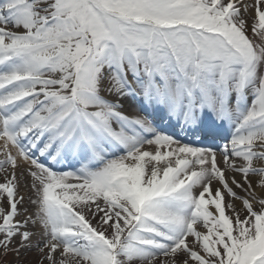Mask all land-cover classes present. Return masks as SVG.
<instances>
[{
    "label": "snow or ice",
    "instance_id": "1",
    "mask_svg": "<svg viewBox=\"0 0 264 264\" xmlns=\"http://www.w3.org/2000/svg\"><path fill=\"white\" fill-rule=\"evenodd\" d=\"M128 97L231 131L183 143ZM0 141L5 257L264 264V0H0Z\"/></svg>",
    "mask_w": 264,
    "mask_h": 264
},
{
    "label": "bare ground",
    "instance_id": "2",
    "mask_svg": "<svg viewBox=\"0 0 264 264\" xmlns=\"http://www.w3.org/2000/svg\"><path fill=\"white\" fill-rule=\"evenodd\" d=\"M249 0H245V2L248 3ZM249 100H251V97H249ZM142 102V104L144 105L143 101H141L139 98H135V97H128L126 100L122 101V103L124 104V108L122 109L127 115L129 116H134L137 114H142V115H150V117L152 119H154V121L156 119H158L161 114L162 111L161 110H154V112H149V108L146 109V105H140V103ZM144 108L146 110V113H143V109ZM207 120H210V117H206ZM163 125V124H162ZM164 126H166V128L168 130H176L179 131L180 126L177 125L175 123V121H170V120H165L164 121ZM201 129V128H200ZM200 129L197 130H187L184 131L185 133H180L178 132V136L183 137L184 139L187 140V142H192V143H196L195 141H200L201 144L203 145H199V146H206V139H202L200 136H197V134H199ZM182 131V130H181ZM230 129L226 128V130L224 131L225 134H229L230 133ZM195 135L196 138L193 137V135ZM202 139V141H201ZM183 143H185V140H181ZM208 141V140H207ZM3 144V141H0V145ZM197 146V145H194ZM149 150L154 151V148H151ZM3 154L2 152H0V159H3ZM27 165L20 163L17 166L16 172H17V195L18 198L19 197H23V200L18 204V209L20 214L16 217L17 220H23L25 218H27L28 216L32 215L35 210H36V206L34 203H32V200L35 199V192L34 189L32 188V177L29 175L28 171H27ZM10 171V169H9ZM3 175V179L5 181V175L3 172H1ZM228 175H232V173H228ZM237 179H240L239 176H237ZM213 189L219 187V184L217 182H214L212 185ZM199 191V189L197 190ZM237 191H239L237 189ZM232 202L234 204H236L237 208L239 209L241 207L240 202L239 201H232L231 197L226 195V205L227 203ZM8 203L4 206L5 208H8ZM227 213L229 215H232V210L231 209H227ZM29 230L34 231V232H39L40 229L39 227H33L31 224H29ZM201 230H203L201 228ZM38 236H34L33 237V241H35L36 239H38ZM190 240L192 239L191 237L189 238ZM16 241L19 242V237L16 238ZM28 250V249H25Z\"/></svg>",
    "mask_w": 264,
    "mask_h": 264
},
{
    "label": "rangeland",
    "instance_id": "3",
    "mask_svg": "<svg viewBox=\"0 0 264 264\" xmlns=\"http://www.w3.org/2000/svg\"><path fill=\"white\" fill-rule=\"evenodd\" d=\"M252 2L253 0L248 1V3H252ZM249 24H251L250 17H249ZM131 79L132 77L131 75H129V80ZM3 182H4L3 175L0 172V183ZM7 203L8 201L5 196L4 199L0 201V205L4 207ZM89 218L91 217L89 216ZM92 223L95 225L97 223V220H92ZM39 259H40V255L35 249L23 250L19 256H17L16 253L13 252L6 257L2 254V250H0V264H17V261H19L20 264H38ZM44 264H47V261H45Z\"/></svg>",
    "mask_w": 264,
    "mask_h": 264
}]
</instances>
